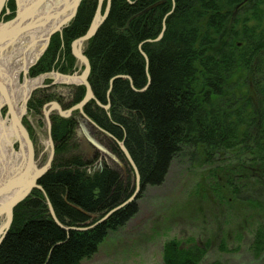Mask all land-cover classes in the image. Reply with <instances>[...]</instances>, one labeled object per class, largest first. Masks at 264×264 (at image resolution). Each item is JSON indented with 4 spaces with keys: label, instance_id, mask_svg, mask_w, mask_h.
Wrapping results in <instances>:
<instances>
[{
    "label": "trees",
    "instance_id": "obj_1",
    "mask_svg": "<svg viewBox=\"0 0 264 264\" xmlns=\"http://www.w3.org/2000/svg\"><path fill=\"white\" fill-rule=\"evenodd\" d=\"M263 1H111L106 20L86 44L89 82L96 98L107 103L110 80L117 75L129 78H115L109 113L95 100L86 110L125 141L141 174V193L149 185H161L180 156L202 165L222 160L234 193L240 189H234L233 181L242 176L264 186V26L247 25L254 17L264 21V8L259 11ZM10 4L15 7L14 0ZM97 4L82 0L75 18L54 35L31 68V76L57 68L54 59L66 46L74 60L70 43L86 33ZM106 5L105 0L103 11ZM85 93L82 86L76 101ZM46 97L55 94L36 93L30 105L40 112ZM53 123L56 157L39 181L45 192L33 190L14 208L12 225L0 244V264H81L99 250L110 231L139 212L141 195L97 223L132 195V180L125 181L108 166L88 174L86 162L73 152L76 121L55 116ZM215 169L211 172L218 179ZM46 197L64 225L89 228L67 231L58 225ZM250 249L264 264V221ZM206 251L207 246H187L172 238L164 243L163 262L203 264Z\"/></svg>",
    "mask_w": 264,
    "mask_h": 264
},
{
    "label": "rangeland",
    "instance_id": "obj_2",
    "mask_svg": "<svg viewBox=\"0 0 264 264\" xmlns=\"http://www.w3.org/2000/svg\"><path fill=\"white\" fill-rule=\"evenodd\" d=\"M259 8V11L264 8V1ZM244 10L246 11V8ZM244 17H247L246 14ZM255 24L264 26V21L254 17L247 22L249 26ZM55 65L59 68L60 63ZM57 68L36 76H31L29 68L28 77L35 78L47 72L60 71ZM67 73L69 72H62ZM23 80L24 76L20 74V82L23 83ZM52 83L51 78L43 81L44 85ZM39 89L42 87H37L32 96ZM0 111L6 118V105ZM38 115L41 116L38 118L39 122L32 113L27 112L25 118H29L36 132L34 135L36 160L39 166H42L49 157L50 146L43 110ZM107 140L94 126L91 128L83 121L82 126L78 128L77 136L75 134L76 150L73 152L88 157L97 153L95 155L98 159L95 158L90 164L93 170H99L101 165L104 166L108 162L124 179H127L129 175L125 168L122 149L118 148L121 153H116L109 147ZM14 146L18 149L17 140ZM221 163L222 160L212 165H202L184 156L176 158L161 185H149L142 193L141 189L139 190L134 198L141 195L138 198L139 212L124 226L110 231L99 250L91 257L83 259L81 264H165L164 243L172 238H178L187 246L196 243L202 248L207 246L204 264L255 262L251 256L254 250L250 251V245L255 238L259 222L264 221V186L252 178L242 176L233 181L234 189H240L238 193L236 191L234 193L233 188L228 186L227 173L220 166ZM213 167H216L218 179H215L211 172ZM133 184L132 182V186ZM249 198L257 199L258 204ZM107 213L97 223L105 220ZM96 217L92 215V219Z\"/></svg>",
    "mask_w": 264,
    "mask_h": 264
},
{
    "label": "water",
    "instance_id": "obj_3",
    "mask_svg": "<svg viewBox=\"0 0 264 264\" xmlns=\"http://www.w3.org/2000/svg\"><path fill=\"white\" fill-rule=\"evenodd\" d=\"M16 1H17V11L15 16H13L10 19L3 20L1 16V12L7 0H0V61L2 62V64H3L2 57L4 54L3 52L8 46L11 47L13 43L21 41V39L26 38L28 35L38 31L39 29L45 28L46 23H48L50 19L53 18L58 19L56 21V24L50 28L46 36L45 44L42 47L41 51L35 56V59L30 63V65L25 70H22L24 73V80H23V85H24L26 81L29 79L31 80L41 77L42 75H47V73H44L38 77L29 78L28 77L29 68L33 66L46 51L52 35L57 31H61L62 28L67 26L75 18L82 0H58L56 2L57 5L55 8L52 7V3H51L52 0H16ZM104 1L105 0H98L97 9L94 13L91 24L88 30L86 31V33L76 38L73 41L74 52L85 63L86 66L85 70L82 72L81 75H77V73L73 75L62 74L58 71H54V74L58 78L61 76H68V77H74L75 75L79 76L80 82L84 84L86 87L85 96L70 109H63L57 101L52 102L53 107H56L62 116H68L74 110L78 109L83 113V115L87 118V120L91 122V124L99 128L101 127L98 126L95 123V121L91 119L84 112V106L90 100L92 99L95 100L99 105H101V103L99 102V100H97L93 88L89 82L91 63L89 61V58L85 54H83L82 48L85 43H87L94 35H96L100 26L106 20L110 12L112 0H106L107 1L106 9L104 12H102ZM159 3L160 2H157L153 6H156ZM69 9H71L70 13H68ZM164 30H165V26L163 27V30L157 39H160L163 36ZM143 54L145 55L146 59H148L144 51ZM2 64L0 63V94L2 96L0 102V109L5 105L8 107L6 118H8L11 124H13V126L15 127L17 133L16 140L18 141V149L15 148L14 143L12 145V148L15 152H18L20 156H19V162L17 163L15 168L9 170L4 174V176L0 178V215L2 216L6 215V221L1 229L2 233L0 231V244L12 224L13 216H14V208L20 202H22L24 199L30 196L33 190L40 189L45 192L43 186L39 183V181L51 168L55 154V146L52 138V123L49 117L51 109L45 110V115L47 117L48 144L50 146V156L47 162L42 166H39V163L36 160L34 142L29 134L28 129L23 123V117L27 112L28 100L30 99L32 92L37 87L44 85H40L32 88L26 95L25 100L22 103L21 109L18 111V108L15 105L14 99L12 97L13 91L10 90L9 86L7 87V85L3 81ZM120 76L126 77L124 75H117L116 77L112 78L111 84L113 83L115 78ZM64 82H66V84L75 83L74 81H64ZM105 107L108 108V105ZM0 115L1 117H3L1 111H0ZM119 145L123 153L125 154L126 158L135 169L137 187H136V191L134 192L131 198L124 201L118 207H115L114 209L110 210L109 213H107L106 217H108L116 209L132 201L137 196V193L139 192L141 187L140 184L141 175L133 156L129 152L124 142L119 141ZM47 204L52 218L55 220V222L58 225L65 228L67 231L71 229L85 230L89 228V226L88 227L65 226L58 218L55 208L48 197H47ZM88 215L92 216L91 213H89ZM92 226L94 225H91V227Z\"/></svg>",
    "mask_w": 264,
    "mask_h": 264
},
{
    "label": "bare ground",
    "instance_id": "obj_4",
    "mask_svg": "<svg viewBox=\"0 0 264 264\" xmlns=\"http://www.w3.org/2000/svg\"><path fill=\"white\" fill-rule=\"evenodd\" d=\"M57 1L58 0H52L51 3H52L53 8L56 7ZM70 12H71V9H69L68 13H70ZM102 12H104V11L102 10ZM57 20L58 19H55V18L50 19L48 21V23H46L45 28L39 29L38 31L33 32L30 35H28L26 38L21 39V41L13 43V45L11 47L8 46L9 48L7 47L3 52L4 53L3 57H2L3 58V64L0 61V63L2 64V69H3V72H2L3 81L7 85V87L9 86V89L13 91L12 97L14 99L15 105L18 108V111L21 109L22 103L25 100V97L28 94V92L36 86L43 85V80L46 76V75H42L41 77H38L35 79H31V80L29 79L23 85V83L20 82V80H19L20 79V73L22 70H25L30 65V63L35 59V56L41 51L42 47L45 44L46 36H47L50 28L56 24ZM146 60H148V59H146ZM147 63H148V61H147ZM124 76H126L125 78H129V76H127V75H124ZM58 80L59 81L78 82V81H80V77L76 76V75L74 77L61 76V77H59ZM111 80H110V89L108 92L109 93L108 94V102L103 103L101 100H99V102L101 103V105H99V107L101 109L106 110L108 113H109L110 106H111L110 92H111V89L113 86V83L111 84ZM150 82H151V77L149 75L148 76V84H150ZM132 86L134 87L133 83H132ZM1 97L2 96L0 94V102L2 99ZM107 105H108V108L105 107ZM106 131H108V130H106ZM16 139H17V133L15 130V127L13 126V124H11V122L9 121L8 118H3L0 115V178L2 176H4V174L6 172L15 168V166L19 162L20 154L18 152H15L12 148V145ZM74 154H77V153L74 152ZM95 154H97V153H94V155H91L90 156L91 158L88 156H85V155L77 154L86 162L84 167H85L86 171L88 172V174H92V175L98 171V170H93L90 166V164L96 158ZM96 159H98V158H96ZM99 171H102V167L99 168ZM49 213H50V211H49ZM5 221H6V215H3V216L0 215V231H1ZM65 226H67V225H65ZM1 233H2V231H1Z\"/></svg>",
    "mask_w": 264,
    "mask_h": 264
},
{
    "label": "flooded vegetation",
    "instance_id": "obj_5",
    "mask_svg": "<svg viewBox=\"0 0 264 264\" xmlns=\"http://www.w3.org/2000/svg\"><path fill=\"white\" fill-rule=\"evenodd\" d=\"M10 1L11 0H7L6 4L4 5V7L2 8V12H1V16H2V19L3 20H7V19H10L12 18L13 16H15L16 14V11H17V1L14 0V3H15V7L13 8L12 5L10 4ZM70 24V23H69ZM68 24V25H69ZM67 25V26H68ZM65 26V27H67ZM62 28L61 31H57L55 32L51 39H50V42H49V45H48V48L50 47L51 43H52V38L54 37L55 34L57 33H62L63 30L65 29ZM75 40V39H74ZM73 40V41H74ZM73 41H71L70 43V53L71 55L73 56L74 60H72L69 56H68V52H66V48H68V46L65 47V52L63 51L62 53L59 52V54H57L56 58L54 59V64L56 63H60L59 65V69H67L66 71H68L69 73L67 74H70V75H73L75 73H77V75H81L82 72L85 70V63L77 56V54L74 52V47H73ZM86 44L85 43L83 45V48H82V51H83V54L86 55L85 53V48H86ZM47 48V49H48ZM46 49V50H47ZM45 53V52H44ZM87 56V55H86ZM88 57V56H87ZM32 67V66H31ZM30 67V69H31ZM60 72V71H58ZM62 73V72H61ZM21 74H23L24 76V73L23 71L21 72ZM46 78H51L53 80V83L52 84H49V85H44V86H41L42 89H39L37 92L34 93V95L30 97V99L28 100V108H27V112L28 113H32V115L34 117H37L36 120L39 122V119L41 116L38 115V113H42V110L44 112V115H45V110H49L51 109L50 111V120H51V123H52V131H53V120H54V117L55 116H60V117H63V118H72L76 121V126L74 128V133L76 134L77 136V133H78V128L82 126V122L85 121L88 125L91 126V128L94 126V128L97 129L98 132L102 133L104 136H106V138L108 139L107 141L109 142V147H111L116 153L120 154L121 151L118 149V148H121L120 145H119V141H122L125 143L124 140H120L118 137H116L115 135L109 133L108 131H106L104 128H99L93 124H91L90 121L87 120V118L83 115V113L76 109L74 110L70 115L68 116H62L59 112V110L56 108V107H53L52 105V102L53 101H57L60 106L63 108V109H70L72 108L75 104H77L82 98H80L79 100L76 101V98L80 92V88L82 86H85L84 84H82L80 81L78 82H75V83H71V84H66V82L64 81H59L58 77L54 74V71L52 72H47V75L45 76L44 79ZM44 81V80H43ZM59 84H62V85H65V87H61V85ZM37 89V88H36ZM45 92L47 94H55V97L54 98H49V97H46L45 98V101L44 103L42 104L41 108H40V112H37L30 104H31V99L35 96L36 93H39V92ZM93 100V99H92ZM90 100V101H92ZM89 101V102H90ZM88 102V103H89ZM96 102V101H95ZM87 103V104H88ZM87 104L84 106V112L88 115L87 113V110H86V106ZM95 104H97L99 106V104L96 102ZM5 107V106H4ZM48 107V108H46ZM6 112H8V107L6 106ZM27 112L25 113L24 117H23V123L24 125L26 126V128L28 129L29 131V134L34 142V147H35V152H36V145H35V139H34V135L36 134L33 126H32V122L29 121V118H25L26 117V114ZM3 115V114H2ZM89 116V115H88ZM7 117V116H6ZM46 117V115H45ZM90 117V116H89ZM5 118V117H4ZM91 118V117H90ZM27 119V121H26ZM92 119V118H91ZM46 121H47V117H46ZM96 123V122H95ZM97 124V123H96ZM98 126H100L99 124H97ZM47 132H48V128H47ZM95 130H94V133L95 134ZM52 138H53V134H52ZM53 141H54V138H53ZM54 146H55V154H54V158H53V162L55 160V157H56V142L54 141ZM120 151V152H119ZM122 154L124 155L125 157V165H126V170L128 171V178L130 177L132 182L134 183L133 184V187H134V191L132 194H134V192L136 191V187H137V179H136V173H135V169L134 167L131 165V163L128 161V159L126 158L125 154L122 152ZM50 156V154H49ZM49 158V157H48ZM48 160V159H47ZM47 162V161H46ZM53 162H52V165H53ZM105 166H108V167H111L113 168L108 162L107 164H105L104 166L101 165L102 167V170L105 168ZM52 167V166H51ZM51 169V168H50ZM49 169V170H50ZM129 169H131V172L129 171ZM139 169V168H138ZM140 172V171H139ZM141 175V174H140ZM135 176V177H134ZM127 179H124L125 181L128 180ZM140 184H141V181H140ZM141 189V187H140ZM33 192V191H32ZM32 194V193H31ZM130 198V197H129ZM128 198V199H129ZM126 199V200H128ZM125 200V201H126ZM251 251V250H250ZM251 253V252H250ZM206 255V254H205ZM251 256L253 257L252 260L255 261V262H252L251 264H262V260L260 258H256L254 253L252 252L251 253ZM264 261V260H263ZM201 263L204 264V258L201 260Z\"/></svg>",
    "mask_w": 264,
    "mask_h": 264
}]
</instances>
